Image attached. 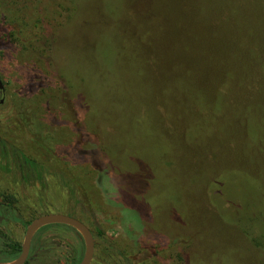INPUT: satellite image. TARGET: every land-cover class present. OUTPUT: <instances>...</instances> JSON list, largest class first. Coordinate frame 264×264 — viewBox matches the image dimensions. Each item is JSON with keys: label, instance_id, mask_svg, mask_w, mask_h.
Returning a JSON list of instances; mask_svg holds the SVG:
<instances>
[{"label": "rangeland", "instance_id": "1", "mask_svg": "<svg viewBox=\"0 0 264 264\" xmlns=\"http://www.w3.org/2000/svg\"><path fill=\"white\" fill-rule=\"evenodd\" d=\"M227 15L260 31L264 0H0V193L21 212L0 215V262L16 260L9 246L32 220L56 213L90 228L91 264H264L260 139L237 126L218 87L201 89L218 127L203 136V110L181 127L200 98L181 80L184 40L226 51ZM21 117L77 170L84 208L59 183L60 163L42 179L19 169ZM84 253L81 233L52 224L35 232L26 264H76Z\"/></svg>", "mask_w": 264, "mask_h": 264}, {"label": "trees", "instance_id": "2", "mask_svg": "<svg viewBox=\"0 0 264 264\" xmlns=\"http://www.w3.org/2000/svg\"><path fill=\"white\" fill-rule=\"evenodd\" d=\"M227 17L224 20L223 27H220L227 40L228 47L226 51H220L218 48L213 47L217 44L201 43L195 38H191L190 41L184 40L187 42L185 46L191 57L185 58L188 64L189 78H181V80L186 83L192 93L196 94V98L198 96L200 98H197L199 101L194 104V111L190 112L192 114L191 121L181 127L186 130L196 124L201 110L204 113L202 115L203 121L210 119L208 129L203 132V136L208 135L218 127V120L220 121L221 117L211 115L212 110L209 109L211 107L204 101V98L208 100V95L205 93L202 95L201 92L202 88L210 87V93L214 94L216 92L215 87H218L219 90L217 91L223 97H226V104L230 106V110L227 112L236 116L237 126L246 129L251 128L254 131L256 137L260 139L258 149L260 155H264V53L256 52L255 36L250 30L251 27L264 39V17L258 18L262 27L260 31L253 24L255 21L247 20L242 15L241 20L231 18L230 15H227ZM21 120L22 122L19 121L20 123L15 124V131L22 139L23 148L18 156L19 169L31 168L30 175L39 174L38 177L42 179V173L47 170L46 165L56 169L58 168L56 163H60L62 176L59 183L64 187L67 184L71 197L79 200L78 203L84 208L83 193H81L80 183L75 177L77 176V170L66 162L68 170L64 169V161L55 152L51 141L52 137L43 135L39 130L40 127L36 119H33V124L36 127L27 124L23 117H21ZM212 124L213 126H211ZM29 132L32 135L30 137H28ZM171 141L173 142L172 139ZM226 173L224 170L221 172V174ZM88 187L93 188L90 181ZM17 203L15 195L8 191L1 192L0 215L17 220L18 215H21ZM51 225L44 226L40 230ZM9 248L11 249L10 259L19 256L22 251V245L17 242L11 243ZM80 262L78 261L76 264Z\"/></svg>", "mask_w": 264, "mask_h": 264}, {"label": "water", "instance_id": "3", "mask_svg": "<svg viewBox=\"0 0 264 264\" xmlns=\"http://www.w3.org/2000/svg\"><path fill=\"white\" fill-rule=\"evenodd\" d=\"M0 88L1 89L4 88L1 80H0ZM51 224L70 226L75 230H77L79 233H81L85 243V253L79 264L92 263L94 258L95 242L90 228L87 225H85L83 222H81L80 220L74 217L63 214L50 213L35 218L27 225L24 241L22 243V251L19 254V256L16 258V260L9 263L0 262V264H26L30 255L32 239L35 232H37L42 227Z\"/></svg>", "mask_w": 264, "mask_h": 264}, {"label": "clouds", "instance_id": "4", "mask_svg": "<svg viewBox=\"0 0 264 264\" xmlns=\"http://www.w3.org/2000/svg\"><path fill=\"white\" fill-rule=\"evenodd\" d=\"M6 55H12L11 51L8 50ZM4 64H8V66L11 67V63L9 61H7L6 58H5ZM102 163H104V161H102ZM115 179L118 180L119 178L116 177ZM105 187L108 188L109 191H113V189H115L116 186H115V184L111 183V178H110L108 181H106ZM113 194H115V192H113Z\"/></svg>", "mask_w": 264, "mask_h": 264}, {"label": "flooded vegetation", "instance_id": "5", "mask_svg": "<svg viewBox=\"0 0 264 264\" xmlns=\"http://www.w3.org/2000/svg\"><path fill=\"white\" fill-rule=\"evenodd\" d=\"M0 80L2 81L1 76H0ZM0 92H2V94L4 95V93L6 92V91H5V88H3V89L0 88ZM0 102H1V101H0ZM31 246H32V245H31ZM31 258H32V256H31V251H30V255H29V258H28L27 262L30 261ZM27 262H26V263H27Z\"/></svg>", "mask_w": 264, "mask_h": 264}]
</instances>
